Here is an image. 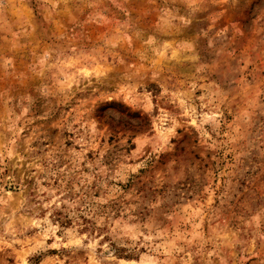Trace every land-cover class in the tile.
<instances>
[{
    "label": "rangeland",
    "instance_id": "1",
    "mask_svg": "<svg viewBox=\"0 0 264 264\" xmlns=\"http://www.w3.org/2000/svg\"><path fill=\"white\" fill-rule=\"evenodd\" d=\"M0 264H264V0H0Z\"/></svg>",
    "mask_w": 264,
    "mask_h": 264
}]
</instances>
